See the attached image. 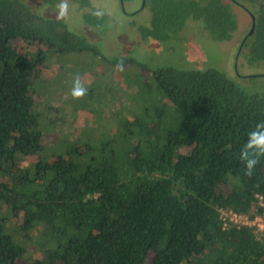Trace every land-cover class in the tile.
<instances>
[{"label":"trees","instance_id":"obj_1","mask_svg":"<svg viewBox=\"0 0 264 264\" xmlns=\"http://www.w3.org/2000/svg\"><path fill=\"white\" fill-rule=\"evenodd\" d=\"M67 1L99 36L107 17L85 10L89 0ZM238 1L255 7L239 52L249 66L264 65V0H145L149 25L136 30L165 43L198 23L228 41ZM92 44L64 20L0 0V264H264V231L223 229L218 213L251 215L255 196L264 198V157L252 176L239 159L264 122V92L246 93L214 69L140 67L144 78L123 74L130 104L116 105L126 93H104L89 106L105 115L99 131L64 138L52 152L42 141L47 109L34 100L46 96L37 74L48 59ZM99 53L109 64L133 63Z\"/></svg>","mask_w":264,"mask_h":264},{"label":"rangeland","instance_id":"obj_2","mask_svg":"<svg viewBox=\"0 0 264 264\" xmlns=\"http://www.w3.org/2000/svg\"><path fill=\"white\" fill-rule=\"evenodd\" d=\"M20 1L39 15L56 19V5L60 0ZM53 2L55 3L52 4ZM67 2L68 17L64 21L73 31L85 35L88 43H93L91 46L95 47V50L58 54L46 59L48 62L37 74L38 91L39 93L43 91L46 96L35 95L34 100L36 110L44 112L43 108L47 109L41 121L42 141L47 147H51L50 150L53 149V145L62 144L64 138L68 140L80 138L84 130L99 131L105 115L104 117L100 115L101 118L98 119V115H94L95 112L98 113V109L93 110L89 106L95 108L94 104H99L106 92L118 95L126 93V77L123 74H129L134 79L139 76L144 78L149 72L142 71L140 67L150 72L164 68L183 71L214 69L237 83L246 93L264 92V65L249 66L243 57V51L239 52L240 44L250 30V19L244 9L250 11L252 7L247 2L238 1V5L233 4L238 29L230 40L214 41L201 29L200 24L189 23L165 43L144 39L136 30V26H148L150 20V11L147 8L139 10L141 0H89L90 7L85 10H101L107 17L104 30L99 36L91 27L84 24L82 18L86 12L79 10L76 3ZM18 47L20 51L28 53L35 51V46L25 47L22 42H18ZM100 50L108 57L130 59L133 63L120 71L119 63H107L99 53ZM77 76L88 89L86 94L87 98L90 97L88 101L74 100L70 95L73 81ZM126 94L127 98H122L121 103L116 102L117 107L123 102L125 105L132 102L130 95ZM86 106L91 114L85 111Z\"/></svg>","mask_w":264,"mask_h":264},{"label":"clouds","instance_id":"obj_3","mask_svg":"<svg viewBox=\"0 0 264 264\" xmlns=\"http://www.w3.org/2000/svg\"><path fill=\"white\" fill-rule=\"evenodd\" d=\"M56 19L65 20L68 17L69 5L67 0H60L56 5ZM94 16L100 18L104 12L97 10L93 13ZM119 70L123 71V63L119 64ZM88 89L83 86L79 76L73 81V87L70 95L73 99H80L84 97ZM256 130L248 133V138L240 150L239 159L244 165V173L247 176H252L256 169L257 164L260 163L261 157H264V131L259 129L264 128V122H259L255 126Z\"/></svg>","mask_w":264,"mask_h":264},{"label":"built area","instance_id":"obj_4","mask_svg":"<svg viewBox=\"0 0 264 264\" xmlns=\"http://www.w3.org/2000/svg\"><path fill=\"white\" fill-rule=\"evenodd\" d=\"M258 208L261 210L260 214L257 213ZM218 213L223 229L233 226L256 228L259 231H264V198L260 195H256L255 201L250 203L251 215L225 209H219Z\"/></svg>","mask_w":264,"mask_h":264},{"label":"flooded vegetation","instance_id":"obj_5","mask_svg":"<svg viewBox=\"0 0 264 264\" xmlns=\"http://www.w3.org/2000/svg\"><path fill=\"white\" fill-rule=\"evenodd\" d=\"M236 4V3H235ZM238 5V4H237ZM240 6V5H239ZM252 7V6H251ZM145 8V0H141V4H140V7H139V10H143ZM255 8L254 6L252 7V9ZM137 10V11H139ZM246 11V13L248 14L249 16V19H250V28L252 26V23H253V19H254V16L252 15V13L250 11H248L246 8L244 9ZM249 32V31H248ZM244 39V38H243ZM241 45V44H240ZM241 47V46H240ZM240 50V49H239Z\"/></svg>","mask_w":264,"mask_h":264},{"label":"water","instance_id":"obj_6","mask_svg":"<svg viewBox=\"0 0 264 264\" xmlns=\"http://www.w3.org/2000/svg\"><path fill=\"white\" fill-rule=\"evenodd\" d=\"M253 30H254V19H253V23H252V26H251L249 32L247 33V35H246L245 38L243 39V42H244V40H245L248 36L252 35ZM243 42H242V43H243ZM241 45H242V44H241Z\"/></svg>","mask_w":264,"mask_h":264}]
</instances>
